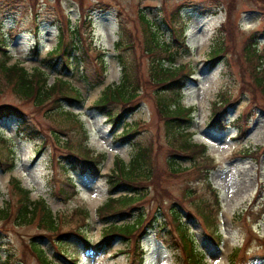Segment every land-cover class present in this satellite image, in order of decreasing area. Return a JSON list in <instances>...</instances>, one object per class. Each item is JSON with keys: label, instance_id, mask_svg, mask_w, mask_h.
I'll list each match as a JSON object with an SVG mask.
<instances>
[{"label": "rangeland", "instance_id": "374dc122", "mask_svg": "<svg viewBox=\"0 0 264 264\" xmlns=\"http://www.w3.org/2000/svg\"><path fill=\"white\" fill-rule=\"evenodd\" d=\"M230 1L0 0V40L8 44L9 64L19 62L29 70L42 66L46 54L56 47L59 26L65 29L66 41L70 39L69 26L79 28L88 46L80 60L73 54L71 68L59 63L55 71L47 70L51 73L50 83L56 76L63 77L82 91L84 102L66 109L85 123L88 145L98 152H106L100 175L73 170L66 157L67 149L56 141L55 134L63 141L68 138L78 141L81 138L78 130H70L69 123L44 114L42 109L20 100L8 88L0 97V108L10 106L24 110L36 132L20 138L16 133V117L0 118V132L6 141L0 142V157H9L8 161L14 164L7 171L0 164L3 192L0 205L7 201L11 207L16 204L13 178L29 188L34 199L47 200L52 210L64 219L60 230L67 234L62 240L54 236L55 243L38 237L56 263H131L133 255L127 250L131 245L123 239L117 238L110 248L98 246L104 224L97 216V209L108 197L106 174L113 169L114 159L121 157L128 163L135 152V141L152 140L161 180L159 187H149L140 210L149 217L156 215L162 222L170 218L172 209L181 208L195 246L205 255L207 264H264V98L260 90L254 88L249 72L251 64L244 53V46L254 42L260 53L264 51V6L257 0H232L229 7ZM142 13L161 25L165 40H169L171 34L170 15L176 14L178 26L185 28L184 40L190 49L186 55L182 52L177 62L195 67V73L184 88L181 104L195 108L189 129L191 139L206 145L207 154L214 160L208 180L219 193L218 210L213 193L189 160L182 162L188 169L180 174H172L167 169L171 146L153 97L157 88L149 82L151 58L144 49ZM121 23L123 38L134 39V46L129 49L115 47L122 37L119 34ZM222 24H226L224 31L220 30ZM219 36L225 40L224 55L213 66L209 55ZM36 43L38 47L33 48ZM121 54L138 68L142 91L131 111L115 106L116 112L124 113L123 120L115 127L93 104L107 85L120 82L123 70L118 56ZM101 57L104 65L100 63ZM58 70L63 73L57 74ZM222 91L230 93L231 105L220 115L221 120L213 122V102ZM237 118L241 119L239 124L235 123ZM124 120L142 121L141 129L128 141L121 136ZM190 190L191 196L188 195ZM199 204L205 209L212 207L216 226L207 227L211 222L206 221L201 209L196 207ZM81 208L90 211L86 229L91 249L70 233L85 228L86 222L77 212ZM160 226L159 222L150 228L142 240L143 264H181L184 261L182 247L175 248L169 235L165 236L168 228L160 229ZM213 231L219 238L213 236ZM39 232L35 224L18 226L0 221L3 258L12 253L14 260H23L26 253L25 264H39L24 246Z\"/></svg>", "mask_w": 264, "mask_h": 264}, {"label": "trees", "instance_id": "16d2710c", "mask_svg": "<svg viewBox=\"0 0 264 264\" xmlns=\"http://www.w3.org/2000/svg\"><path fill=\"white\" fill-rule=\"evenodd\" d=\"M264 6V0H257ZM232 0L229 2L231 7ZM176 14L170 15L169 21V40H165V34L161 31L160 24L141 14V22L145 25V51L148 52L150 61L149 82L157 88L153 92L158 116L163 121L167 130L168 143L171 151L167 159V169L172 174L181 173L188 168L183 166V161H190L196 171L199 170L203 179L206 181L209 190L214 195L217 209L220 207L219 193L217 189L208 180V173L214 167L213 158L207 154V146L192 141L189 129L192 126L194 107H185L181 104L183 92L186 85L192 79L195 73V67L188 64L178 63L179 55L187 54L189 47L185 44V28L179 27ZM92 22V17L89 18ZM167 21V19H166ZM168 23V22H167ZM177 24V25H176ZM70 39H65V29L59 26L58 42L52 52H48L42 61V66H36L32 70L27 69L19 62L9 64L8 44L5 40H0V97L4 89L10 91L20 100L33 104L42 109L44 114L51 118H60L61 121L70 124V130H78L81 138L73 141L68 138L61 140L55 134V138L60 146L67 149L66 157L73 170H82L84 174L98 176L101 173L102 165L107 159L106 152H98L88 145V133L85 123L74 112L67 110L68 106H74L75 103H83L84 97L82 91L73 86V84L63 77L56 76L53 83L49 82L51 73L49 69L55 71L56 67L63 66L71 68L72 56L75 53L76 59L84 57L88 46L82 36L79 28L70 27ZM226 29V24H222L221 31ZM120 37L115 47L119 50L123 46L126 49L133 47V37H125L124 25L121 23ZM257 41V40H254ZM225 40L219 36L210 52V63H215L224 54ZM257 42L247 43L244 46V53L247 61L251 64L250 75L252 76L254 88L260 90L264 98V51L260 53L257 48ZM36 43L33 48H37ZM123 74L119 83L107 85L101 96L93 104L94 108L103 112L110 120L113 126L117 127L124 118V113L115 111V106H120L122 111H131L134 109L140 96L141 86L138 76V68L124 58V54L118 56ZM135 61V60H134ZM100 63L104 65L101 57ZM104 67V66H103ZM48 69V70H47ZM57 74L63 71L58 70ZM67 101V104H65ZM231 105V95L227 91H222L218 100L213 102V122L221 120L227 108ZM16 117L18 121V137H26V133L35 132L28 115L16 107L5 106L0 108V118ZM122 119V120H121ZM244 119V118H243ZM243 121V120H242ZM241 119L237 118L235 123L239 124ZM141 120L127 122L124 120V129L122 138L126 141L131 139L135 132L140 130ZM0 132V142L5 143ZM35 137V136H34ZM135 152L130 162H125L121 157L114 159L113 169L106 174L108 185V197L105 202L97 209V216L103 222L101 236L98 246L110 248L117 238L123 239L127 244L128 253L133 255L130 264H143L145 252L142 246V240L147 235L148 230L161 223L160 229L168 230L169 240L173 241L176 247L181 246L184 254V261L181 264H207L205 255L196 248L195 241L191 235L190 228L184 219L181 208H174L170 211V218L158 221L156 215H149L140 210L142 201L149 193V187H159L161 180V170L155 165V143L150 140L148 143L135 141ZM14 154L12 153V156ZM9 157L1 158V168L5 171L12 169L14 164L8 161ZM70 174H68L69 176ZM70 180V179H69ZM13 189L17 195L16 204L11 207L10 202L0 205V221L18 226H29L35 224L40 230L38 236H32L25 243V250L33 256L39 264H58L50 258L45 248L39 242L40 239H49L54 241L56 236L59 240L66 233L60 230L64 221L56 214L45 198L34 199L31 190L26 188L22 182L16 178L11 180ZM120 193L118 196L117 194ZM192 191L190 190L189 196ZM3 196L0 188V198ZM184 199V198H183ZM202 211L207 227L216 226L215 213L210 209L203 208L200 204L196 206ZM173 208V207H172ZM133 211H136L133 212ZM199 211V213H200ZM82 214L86 222L85 228L73 230L72 233L80 239L86 247L91 249V241L87 235V225L89 223L90 211L87 208L77 209ZM134 215V217H133ZM12 221V222H11ZM169 221V223H167ZM215 221V225H213ZM170 224V225H168ZM218 231V230H217ZM213 236H218L214 231ZM215 236V237H216ZM66 237V236H65ZM216 238H219L216 237ZM55 243V241H54ZM26 253L23 254V260H14L12 253L2 256L0 249V264H25Z\"/></svg>", "mask_w": 264, "mask_h": 264}]
</instances>
